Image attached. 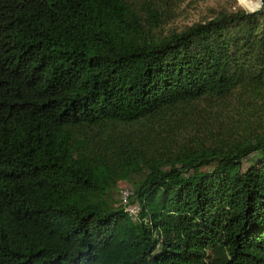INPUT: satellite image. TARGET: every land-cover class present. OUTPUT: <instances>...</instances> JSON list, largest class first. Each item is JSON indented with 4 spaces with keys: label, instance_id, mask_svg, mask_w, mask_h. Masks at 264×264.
I'll list each match as a JSON object with an SVG mask.
<instances>
[{
    "label": "trees",
    "instance_id": "obj_1",
    "mask_svg": "<svg viewBox=\"0 0 264 264\" xmlns=\"http://www.w3.org/2000/svg\"><path fill=\"white\" fill-rule=\"evenodd\" d=\"M178 1L0 0V264H264V12Z\"/></svg>",
    "mask_w": 264,
    "mask_h": 264
},
{
    "label": "rangeland",
    "instance_id": "obj_2",
    "mask_svg": "<svg viewBox=\"0 0 264 264\" xmlns=\"http://www.w3.org/2000/svg\"><path fill=\"white\" fill-rule=\"evenodd\" d=\"M176 4L179 5L176 9L175 19L166 28L178 31L193 23L211 19L221 11H234L241 8L252 12L260 8L259 0H251L248 4H241L240 0H179ZM255 4L258 6L252 7ZM130 192V186L122 183L119 185L118 192L113 194L112 199L122 203L126 207V210L132 208L134 213H137V205L129 202L128 196Z\"/></svg>",
    "mask_w": 264,
    "mask_h": 264
},
{
    "label": "built area",
    "instance_id": "obj_3",
    "mask_svg": "<svg viewBox=\"0 0 264 264\" xmlns=\"http://www.w3.org/2000/svg\"><path fill=\"white\" fill-rule=\"evenodd\" d=\"M127 211L129 212V215L132 216L133 218H136V214L137 213H134V210L132 208L130 209H127ZM137 211V210H136ZM134 215V216H133Z\"/></svg>",
    "mask_w": 264,
    "mask_h": 264
},
{
    "label": "water",
    "instance_id": "obj_4",
    "mask_svg": "<svg viewBox=\"0 0 264 264\" xmlns=\"http://www.w3.org/2000/svg\"><path fill=\"white\" fill-rule=\"evenodd\" d=\"M260 1V8L263 12H264V4H263V0H259Z\"/></svg>",
    "mask_w": 264,
    "mask_h": 264
},
{
    "label": "snow or ice",
    "instance_id": "obj_5",
    "mask_svg": "<svg viewBox=\"0 0 264 264\" xmlns=\"http://www.w3.org/2000/svg\"><path fill=\"white\" fill-rule=\"evenodd\" d=\"M250 2H251V0H240V3L241 4H248Z\"/></svg>",
    "mask_w": 264,
    "mask_h": 264
},
{
    "label": "bare ground",
    "instance_id": "obj_6",
    "mask_svg": "<svg viewBox=\"0 0 264 264\" xmlns=\"http://www.w3.org/2000/svg\"><path fill=\"white\" fill-rule=\"evenodd\" d=\"M257 6H258V5H256V4H255V5H252V7H257ZM254 9H255V8H254Z\"/></svg>",
    "mask_w": 264,
    "mask_h": 264
}]
</instances>
